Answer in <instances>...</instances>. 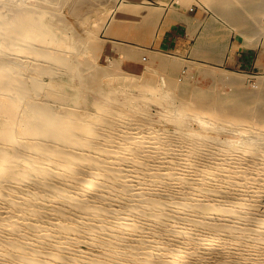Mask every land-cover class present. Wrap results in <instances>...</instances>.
Segmentation results:
<instances>
[{"label":"bare ground","instance_id":"bare-ground-1","mask_svg":"<svg viewBox=\"0 0 264 264\" xmlns=\"http://www.w3.org/2000/svg\"><path fill=\"white\" fill-rule=\"evenodd\" d=\"M3 1L0 264H264V85L251 91L246 82L239 101L195 95L179 99V107L148 75L145 84L131 83L138 88L133 98L117 96L105 111L108 100L93 99L91 111L77 105L85 91L77 80L55 100L51 93L63 86L43 78L58 74L53 66L70 65L58 53L67 43L38 21L27 0L11 9ZM203 1L248 32L264 5ZM250 43L246 38L233 47L249 50ZM155 57L150 67L181 66L179 59ZM27 58L39 64L28 70ZM172 79L166 80L180 87V97L197 91ZM243 80L234 78L232 86L239 89ZM150 95L154 115L144 106Z\"/></svg>","mask_w":264,"mask_h":264},{"label":"rangeland","instance_id":"rangeland-1","mask_svg":"<svg viewBox=\"0 0 264 264\" xmlns=\"http://www.w3.org/2000/svg\"><path fill=\"white\" fill-rule=\"evenodd\" d=\"M18 1L19 0H4L2 3L11 9ZM176 3V0H170L168 2L163 0L159 2H154L152 0H27L26 4L30 7L28 9L36 12L38 21L48 29L50 28L49 30L56 40L67 43V46L58 53L60 55L62 54L66 60H69L71 66L52 65L57 69L58 74H51L43 78L47 83L51 79L50 83H54L55 87L63 86V91H54L51 93L55 96V100L56 97H59L60 95L69 94V88L72 85H76V82L79 83L78 81H80L79 84L81 85H77L79 87H84L83 89H85V91L82 93V96L79 97V100L77 99V105L79 107L87 106L91 111L93 110L92 102L94 103V100L96 99L100 101L99 98L101 97V101L104 100V98L106 101L108 100L104 103V111L109 110L116 104V100H118L116 98L117 96L120 97L121 95L122 97L123 94L125 99H128V97L129 99L133 98L134 94L136 95L138 93L136 92V90H138L137 87L134 89L131 88L133 82L137 83L140 81V84L142 85L143 83L145 84L144 79L147 80V78H150L151 76H154L153 78L157 79V86L159 85L158 87L161 90L160 94L167 98L174 97V101L177 105H180L179 107H181L179 99H187V97L190 99V97H194L195 95L197 98L199 97L204 101L212 98L215 102L216 100L219 102L220 99H225L227 102L239 101L243 95L242 90L246 87L251 85L249 89L251 88V91H254L262 84L264 85V11H260L264 10V5L263 7H258V18L260 21L257 20V18L254 20V27L257 29L255 30L254 28L251 30L252 32H248L245 31L244 26H239L237 28L228 21L229 19L225 17L222 18L223 16L221 14L215 13L213 8L211 7V9L203 0H185L182 4L177 3L180 8L184 7L181 8L182 10H188V7L193 3L192 9L188 10V12L196 14V20L194 19L192 22L193 24L190 23L192 26L189 24L187 33L193 38L195 43L194 48L199 52V55L192 57L187 56L178 50L166 49L164 45H161L164 44V41L167 39V32L165 31L171 27L172 23L176 24V22L166 21L168 19L167 15L165 17L163 16L164 7L170 6L169 8L171 10H177L179 7L175 6ZM96 6H98V8ZM154 9L159 11V15L161 14L158 16L159 19H154L153 15L148 13V11L151 10L152 12ZM96 10H98V12ZM99 11L100 13L102 12V15L97 14ZM147 13L149 14L148 18H150V20L146 17ZM260 13H262L263 16ZM128 15L130 16L128 17ZM202 15L204 18H200ZM133 18H135L137 22H134L136 20ZM225 20H227V22ZM255 22H257V24ZM126 23L127 25L125 26ZM209 25L210 27H208ZM180 27H182V25H180L179 28ZM218 31L222 32V36L217 33ZM209 33L211 34L209 35ZM197 34L199 35L197 36ZM159 35L161 36L160 39H158ZM211 35L213 36L211 37ZM246 38L251 42L249 50L233 47V44L236 41L246 40ZM223 47L224 49H222ZM203 48L206 49L204 50ZM207 49L209 50L207 51ZM222 54L223 56H221ZM154 56H156L155 58H157V56H162L179 59L178 61L181 62V66L180 68H176L178 71H175L176 69L169 70L170 68L160 69L156 66L155 68L153 66L150 67V60ZM218 57H220V59H216ZM39 58L41 60L33 59L35 64L31 58H27V60L31 62H24L25 66H22L21 68L26 67L27 63V68L30 70L37 66V63L39 64V60L40 63L45 62L43 61L45 58ZM239 59H244L246 62H239ZM50 62L51 65L53 61ZM145 66H149L152 70H146ZM66 68L67 71L65 70ZM79 71L80 73H78ZM158 71L160 73H158ZM71 73L73 78L70 77ZM75 74H78V76H75ZM148 75L151 76L148 77ZM75 77H77V79H75ZM234 78L244 79V83L239 86V89H237L238 87L236 88V86H232V80ZM135 79L136 81H134ZM166 79H172L174 82L181 83L183 86H194L197 88V91H195L194 94L187 91L186 94H182L183 97H180V87H171L172 84ZM165 82H167L166 84L169 86H165ZM246 82L250 85L247 86L248 83ZM109 89L111 91H117L116 94L114 93V95H112ZM119 90L120 93L118 92ZM125 90H127V92ZM104 92L105 94L106 92H109L110 94L107 93L104 95ZM94 94H96V98L94 97ZM107 96L110 97L108 98ZM153 96L150 95V99H148L147 102L144 101V106L149 107L148 111H150L152 115H154V113L157 114V108L151 106L150 100ZM244 101L245 98L239 103ZM122 110L125 112V108ZM132 115L135 116L136 112Z\"/></svg>","mask_w":264,"mask_h":264},{"label":"crops","instance_id":"crops-1","mask_svg":"<svg viewBox=\"0 0 264 264\" xmlns=\"http://www.w3.org/2000/svg\"><path fill=\"white\" fill-rule=\"evenodd\" d=\"M152 1L159 2V1H162V0H152ZM163 1H167L168 2L170 0H163ZM175 6L179 7V5L177 3H176ZM169 7L170 6H165L164 7L165 9H164V12H163V16L165 17L167 15V18H170V19H168V21L170 20L171 22H176L177 25L175 23H172L171 27L167 31H165V32H167L166 33L167 34V39L164 41V44H161V45H164V47L166 49L168 48V49L178 50L180 52H183L187 56L195 57L196 55L199 54V52H197V50L194 48L193 38L191 39L190 35H188V33H187L189 24L194 21V18H195V15H196L194 13L188 12V10L192 9L193 5L191 4L188 7V10L187 9H183V10L181 9V8H184V7H181V8L179 7V8H177V10H175V9L171 10ZM177 14L179 15V17H178ZM187 18H188V20H187ZM200 18H204V16L202 15V16H200ZM191 19H193V20H191ZM180 25H182V27L179 28ZM186 26H187V29H185ZM170 35H172V36H170ZM192 47H193V49H192ZM191 51L193 53H191ZM239 62H246V60L239 59Z\"/></svg>","mask_w":264,"mask_h":264}]
</instances>
